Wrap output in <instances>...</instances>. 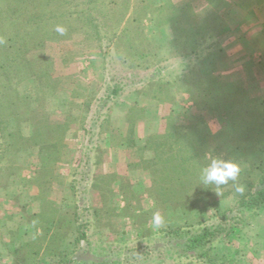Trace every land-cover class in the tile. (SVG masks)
Segmentation results:
<instances>
[{
  "label": "rangeland",
  "instance_id": "rangeland-1",
  "mask_svg": "<svg viewBox=\"0 0 264 264\" xmlns=\"http://www.w3.org/2000/svg\"><path fill=\"white\" fill-rule=\"evenodd\" d=\"M261 1L240 3L247 8ZM210 3L215 11L202 17L196 6L176 8L154 0H0V264L11 262V248L14 264H27L28 256L38 264H56L51 256L62 260L57 264H67L73 256L69 264H125L124 256L135 255L126 249L137 246L140 260L135 264H243L242 258L226 256L223 246L234 228L247 224L258 210L246 214L236 209L239 197L252 192L263 176L256 167H264V25L259 32L262 57L251 62L253 72L248 76L246 69L238 67L244 59L236 60L235 66L227 59L233 45L227 43L231 38L225 40V31L232 23L218 14L223 1ZM165 22L173 27L169 40L156 35L157 26ZM205 58L212 61L207 73L202 70ZM12 59L13 68L2 75ZM113 86L121 88L120 95L126 98L139 96L142 102L161 103L160 135L166 139L158 150L162 160L179 154L188 159L187 168L195 173L188 179L193 184L202 175L198 168L215 169L210 179L216 188L204 204L197 205L210 220L227 227L214 244L210 261L208 257L198 261V251L187 247L190 235L164 238L166 227L184 223L169 221L166 227H158L151 200L143 206L145 215L137 212L133 220L126 214L114 218L117 194L109 191L111 177L93 190L100 201L96 215L86 205L57 211L49 204L37 217L24 215L28 197L48 199L57 161L68 156L58 140L64 126L77 119L96 120L103 129L109 125L112 102L106 98ZM228 117L233 129L214 136L225 128ZM204 129L211 135H205ZM30 134L50 144L49 150L38 151L29 147L32 141L20 138ZM246 138L254 146L245 154L254 152L256 157L248 159L234 150L226 154L224 143L242 148ZM19 148L27 149L17 154ZM178 149L182 152L175 154ZM136 152V166L149 168L142 162L146 153ZM144 172L143 185L150 184V175ZM228 194L233 196L230 202L237 201L231 210L218 201ZM77 195L85 198L86 192ZM83 216L88 221L79 222ZM196 222L198 214H192L188 224ZM25 223L36 230L35 236L25 237ZM127 225L137 232L126 233ZM79 226L80 231L97 234L92 233L89 243H80L78 249Z\"/></svg>",
  "mask_w": 264,
  "mask_h": 264
},
{
  "label": "crops",
  "instance_id": "crops-1",
  "mask_svg": "<svg viewBox=\"0 0 264 264\" xmlns=\"http://www.w3.org/2000/svg\"><path fill=\"white\" fill-rule=\"evenodd\" d=\"M211 1L154 0V3L161 5L170 2L176 8L196 6L198 7V14L203 17L205 13L207 16V14L215 11L210 3ZM221 1H223L224 7L218 14L223 15L232 23L227 25L225 31L226 34L228 33L225 40L231 38L227 43L233 45L227 50V59L232 62V65L236 60L244 59L245 62L242 61L238 64V67H242L243 70L246 69V75L251 76L253 72V70L250 72L251 62L260 61L262 57L261 48L259 47V32L264 25V0L253 3L247 8L242 7L240 0ZM172 29L170 23H162V25L157 26L156 35L158 38L166 36L167 39L169 36L170 39L169 30ZM249 61L250 63H247ZM108 123L109 125L103 129L102 123L96 120L84 121L83 119H77L64 126L58 140L68 156H65V160L60 159L57 161L54 170L56 178H53L49 183L48 199L44 202L37 196L28 197L23 211L24 215L37 217L42 214L43 205L46 204L57 211H62L70 206L80 208L81 205H86L88 209H97L100 201L95 200L93 190L105 178L111 177L114 179L113 187L115 189H118L124 183L133 186L142 185L145 182L144 170L140 166H136L138 163L136 151L143 148L149 137L158 136L162 133L161 103L152 99L142 102L139 96L126 98L119 95L109 108ZM90 127L95 130L90 132ZM92 137L93 140H91ZM92 141L94 144L91 143ZM129 142H132V145ZM35 149L40 151L38 148ZM146 155L143 159H147ZM38 169H42L40 163ZM80 191L86 192L85 198L78 197L77 194ZM36 193L38 194V190ZM230 197L233 198L228 194L226 198L221 197L218 199L220 203H224L227 210L233 209L237 204L235 199L230 202ZM115 200L116 208L118 206V209L121 210L124 207L123 201L118 195ZM244 213L248 214L247 211H244ZM154 219L158 220L156 216H154ZM83 220L88 221L84 216L83 218L80 217L78 221L82 222ZM248 220L246 221L247 224L234 228L231 234L226 237L223 246L227 252L226 256L230 254L231 258H242L244 260L242 261L243 264H264V205ZM156 223L159 227V221ZM29 226L28 223L22 224V227L27 230L25 237L36 235V230L31 229ZM126 227L124 229L126 233L137 232V229L132 226L128 227L127 225ZM92 233L97 234L94 230L87 231V239L93 235ZM82 242L84 241L79 240L76 242L78 249L82 247V244L80 245ZM230 242L231 245L232 242L235 243V246H231ZM0 254L2 257L1 251ZM9 254L11 262L8 264H14V248H11ZM50 258H53L56 264L60 263V260L56 259L57 256H51Z\"/></svg>",
  "mask_w": 264,
  "mask_h": 264
},
{
  "label": "trees",
  "instance_id": "trees-1",
  "mask_svg": "<svg viewBox=\"0 0 264 264\" xmlns=\"http://www.w3.org/2000/svg\"><path fill=\"white\" fill-rule=\"evenodd\" d=\"M5 46L7 47L6 44ZM211 62L212 61L210 58H205L202 62V70H205L206 73L208 69V67L206 66H208ZM14 63V59L9 61V63L5 66L6 70H3L4 72H2V75L3 73H7V71H11ZM121 93V88L113 86L112 89L109 91L106 100L113 102ZM2 102L3 101L0 98V106L3 104ZM11 105L16 106V103H13ZM219 109L220 107H218L217 110ZM13 115L15 116L17 114L13 112ZM232 126L233 121L228 117L225 128L221 129L217 134H214V136L231 131L233 129ZM94 130L95 129L93 127H90V132H93ZM204 134L211 135L210 132H208V130L206 129H204ZM13 136L14 134L8 133V137L12 138ZM38 137L39 136L37 134H30L26 137L20 138L26 142L32 141L33 143L29 147L38 148L40 151H48L50 148V144H46V142H43L40 137V142H38ZM165 140V136L161 135L149 137L146 140V143L143 148L139 149L143 153H148L146 156L147 159H143L142 162L145 161L146 164H150V166L149 168L141 167V169L149 173L150 184L133 186L122 185L118 189H115L113 187L114 180H112L111 186L109 187L110 193H112L113 196L117 194L121 198V201H123L124 203V207L121 210H119L118 208H112V210H114L116 213L113 217L117 218L121 214H126L127 216H130L131 220H133L137 212V214L144 213L145 215L147 214V211L144 212L145 210L143 209V206L147 200H151L153 205L155 206L153 214L158 218L159 224L162 228L166 227L169 221L174 223V221L180 220L184 223L183 226L166 227L164 238L174 237L176 239H181L183 235H190L185 241L187 247L198 251L196 256L198 258V261L205 257H208V261H210L211 256H213L212 249L214 247V244L224 234L227 233V227L223 224H217L214 220H210L206 215V211L200 209L199 207H197V205L204 204L208 200L211 192L216 188V186L212 184L210 179V176L216 171L215 169L209 168L206 165L198 168V172H200V174L202 175L201 178L200 176H198V182H196V184H193L190 180H188L191 177L195 176V173L189 172L187 168L186 162L188 159L183 156L181 157L180 154L176 156H170L167 159H161V154L158 150L160 148L162 149L165 146ZM253 143L254 141H250L249 139V141L247 140L244 142L242 148H235L229 142H226L223 144V149L228 155L229 152L232 150L241 152V154L246 155V149L250 146H254ZM26 149L27 148H19L16 150V152L18 154L20 152L25 151ZM176 151L177 152H175V154H178L182 152V149H178ZM151 152L152 154H150ZM246 156L248 157V159H253L254 157H256V153L251 152ZM260 165L261 164L257 165L256 168H259V170L263 173V176L259 179L252 192L242 197H239L236 209L238 212H248L252 210L256 211L264 205V167L260 168ZM13 184H17L16 179H14V177L12 178V185ZM192 197H197V200L195 202H192ZM184 199H187L189 202L186 204L181 203L180 200ZM110 200H112V197L109 198V202ZM137 208H139L140 210ZM89 210L96 215L97 210ZM192 214H198V222L190 225L188 224V220L192 216ZM74 215L76 222L78 217L76 216V214ZM88 224L89 223H85L84 227H88ZM194 227H197V229L194 230ZM78 230L79 233L76 238V242L79 240H83L86 243H89L86 236V232L80 231V226L78 227ZM140 249L141 247L138 246L136 248L128 247L126 249L128 254L134 253L135 255H132L130 258H127V255L124 256L123 262L125 264H135L138 260H140V257L137 256V253L140 251ZM37 254V252L31 253L30 256L35 257ZM30 259L31 257L28 256L27 264H38L40 262L38 260L35 261L34 259ZM73 260L75 259L73 258L67 260L65 263L69 264ZM223 262L224 264H231L227 261ZM23 263L25 264L26 262L23 261ZM60 263H62L61 259ZM200 263L204 264L205 262Z\"/></svg>",
  "mask_w": 264,
  "mask_h": 264
}]
</instances>
